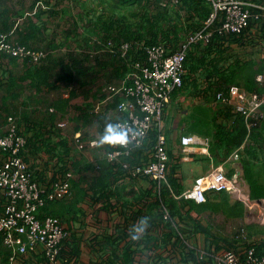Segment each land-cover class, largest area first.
Segmentation results:
<instances>
[{
  "label": "trees",
  "instance_id": "trees-1",
  "mask_svg": "<svg viewBox=\"0 0 264 264\" xmlns=\"http://www.w3.org/2000/svg\"><path fill=\"white\" fill-rule=\"evenodd\" d=\"M252 1L264 5V0ZM102 2L107 7L104 16L101 15V18H98L100 28L99 30L97 29V33L95 31L96 35L101 37L100 44H103L102 50H95L94 52L98 51L97 54L84 52L83 58L71 52L68 54V60L61 56L58 62L52 64L49 50L46 47H36V49L47 50L49 54L40 64L34 65V69H30L29 76L33 80L30 85L35 86L41 91L43 86L57 87L56 81L60 79L66 81L68 86H72L70 97H74L78 95V89L83 88L86 83L85 81L80 82L77 80L76 76L78 75L86 77L89 74L97 72L100 75H104L105 81L103 84L117 83L125 77L134 62L147 60L146 46L164 43L172 51L176 50L189 33L198 31L204 27L206 20L212 12L211 5L206 3L205 0H116L115 2L113 0H102ZM255 11L258 12L259 10L255 9ZM107 14H110V16ZM0 19V22L4 21L1 14ZM219 24L220 20H217L213 26L216 27ZM4 25V27H1L2 32L12 30L10 29L11 25L10 27L6 24ZM14 36L20 44L31 47V45L25 44L26 42L24 43L22 39L17 38L16 31ZM123 43L130 44L125 53L118 50ZM233 43L244 48L252 47L250 48L251 55L248 57L241 56L237 51L235 52V49L232 47ZM262 44H264V17L259 19L253 18L250 26L240 34L221 35L216 31L208 43H199L189 50L185 63L187 72L183 77V85L173 91L171 98L172 106L178 108V106L182 105V100L187 96H191L195 100L201 99L203 102L195 101L197 104L195 103V106H192L191 110L187 113L186 118L189 121L186 124H188L187 127L189 128L185 132L196 131L198 132L197 134L202 136H208L212 133L213 138L215 137V143L217 140L219 147L227 146L229 149L231 146V149L235 147L234 145L241 136L258 137L264 133V117L258 125L251 129L247 127L242 116V118L238 116L239 118L234 119L231 125L229 121L234 117L231 105H225L216 99L217 92H226L231 84L239 85L250 92H264V84H261L256 79L258 74L264 73V58H256L254 56L255 53L252 51L253 48ZM112 48L116 51L113 52ZM90 60H94L95 64H86L87 62L90 63ZM25 62L32 65L27 61ZM55 76L57 78L53 81L52 79ZM14 81L15 79L11 78L10 85L14 84ZM10 97L1 102L0 115L6 118L9 115H14L19 125L23 127V134L27 137L26 147L21 153L24 158L28 162H31L32 158L34 159L39 156L41 158L46 157L43 165L52 163L56 170L64 176L70 169L75 170V173L79 175L76 181L72 182L71 180L74 196L71 199L70 196H67L60 200L48 201L41 207L40 217L43 218L44 216L51 215L64 222L69 219L70 213L73 211L83 214L85 207L81 204V200L83 201L89 197L94 203L98 202V200L104 201V208L111 209V212L114 208L120 209L122 211L121 215L125 219L131 218L130 220H135L141 217L139 213H133V215L129 216L127 214L129 202L120 201L117 194L118 191H114L111 188L113 182L115 184L118 178L125 174L120 164H113L104 157L96 161V163L86 162L84 161L85 158L79 161H71L73 145L72 141L69 140V135L66 134V131L63 132L57 127V130L47 129L49 124L53 125L55 123L58 116L57 112H51L49 107L55 105L58 111L64 110L68 105L69 99L60 101L62 103L59 105V101H52L51 105H48L45 109V112L44 110L41 111L40 115L42 116L37 117L35 113L31 115L28 112H24L23 106L25 107L27 104L21 100L19 94L11 93ZM120 101L121 98L117 97L110 107L115 108ZM214 102H217L215 106L213 105ZM168 106L169 104L165 108L164 118L166 121L169 119L168 122L171 124L175 119V115H167L170 110ZM75 109L77 110V114L73 119L75 121V130H80L83 127L82 124L87 125L88 123L97 121L99 128L104 133L106 125L117 123L116 119L118 115L114 119V116H110L107 113H91L84 105H75ZM240 119L241 126L238 124ZM165 129L168 136L167 133L170 130L167 127ZM157 137L158 130L154 128L150 131L144 145L132 153L131 159H127L134 164L146 162L148 160L146 152L155 144ZM177 143H180V137ZM115 144L119 145V142L112 144L104 143V150H111ZM171 145L173 146V144ZM168 152L170 158L174 156L171 148H168ZM177 167L174 166L173 170H177ZM35 175L39 181L47 185L52 180L45 170L38 171L36 169ZM173 175L174 173L168 176V183L164 184L161 192L155 195L157 205L166 206V199H168V196H174L173 192L177 195L182 194L183 186L179 183L178 178ZM83 183L88 184L89 192L87 191L88 189L83 187ZM171 188L174 191H171ZM112 197L117 198L115 201H112ZM178 202L181 203V206L189 205L190 208H183L180 212ZM169 205L174 215L170 209V219L168 222L159 211L156 212L154 217V226L163 223L165 229H167L164 233L167 234L168 240L165 241L164 245L167 247L170 245V247L166 249L174 255L179 256V260L187 264H208L209 261H203L199 258L196 248L193 249L186 243L193 236L192 229L194 225H196V230L201 229L207 235H213L210 227L194 221L190 212L197 207L196 202L186 200L183 197H180L178 201L171 197ZM205 207H208V203L202 204V208ZM159 210H161L160 207ZM3 212L1 210L0 214ZM131 230L128 226L124 225L122 230L118 231L121 233V237H123L134 234ZM126 243L125 252L120 255V258L123 264H133L136 261V251L141 250L142 244L146 247L148 242L145 240L141 241L139 237L134 242L127 241ZM228 243L230 246H234V243ZM70 244L72 248L69 251L70 253L65 250L66 255L70 254L71 257L80 258L78 256L81 249L79 246L80 242H73L72 244L70 241H67L65 247L68 248ZM92 244H97V242L92 241ZM133 244H136V249H132ZM252 244H254V240L251 242L245 241L243 246L246 248ZM255 244H257L258 251L261 252L264 246V238ZM9 254V250L4 244V233H0V261L2 264L7 263ZM32 254H36L35 256L38 257L33 259ZM29 255L31 256V260L28 264H34V262L36 264H44L46 262V256L42 249H37V251L36 249L30 250ZM114 256L118 257H111L109 264L117 263L116 260L119 259L118 253H115ZM158 258L160 260L155 264H159L160 261L167 263V260L162 257ZM95 264H107V261H99L97 259Z\"/></svg>",
  "mask_w": 264,
  "mask_h": 264
},
{
  "label": "crops",
  "instance_id": "crops-1",
  "mask_svg": "<svg viewBox=\"0 0 264 264\" xmlns=\"http://www.w3.org/2000/svg\"><path fill=\"white\" fill-rule=\"evenodd\" d=\"M115 1L113 0V2ZM39 2L43 3L47 8L42 5L36 8ZM106 7L107 5L102 0H0V14L4 19L2 22L9 27L11 25L10 29L15 28L17 38L22 39L24 43L26 42L25 44H29L33 48L46 47L50 52L52 64L58 62L61 56L68 60V54L71 52L83 58L84 52L97 54L99 50H102L101 37L93 33L95 31L97 33V29L99 30V19L101 15L104 16ZM107 15L110 16V14ZM2 22H0V31L1 27L5 26ZM232 47L238 53L240 51H248V49L240 47L236 43H233ZM95 50L98 51L94 52ZM246 56L248 57L250 54ZM256 58L262 59L264 55ZM94 62V60H90V63L87 62L86 64H95ZM34 65L38 64L29 65L16 57L0 54V105L4 99L12 97H10L11 93H16L27 104V106H23L24 112H28L31 115L35 113L37 117L42 116L40 115L41 111L44 110L45 112V109L48 105H51L52 101H59V105L62 103L60 101L66 99H69L67 103L69 110L75 109L74 105H84L89 110L98 99L99 88L105 81L104 75H100L97 72L86 77H83V75L76 76L77 80L80 82L85 81L86 83L83 88L78 89V95L74 97H70L71 90L67 82L60 79L56 81L57 87L43 86L42 90L39 91L35 86L30 85L33 80L29 76V71L34 69ZM11 78L15 79V81L14 84L10 85ZM56 78L55 76L52 80L54 81ZM216 103L214 102L213 105L215 106ZM50 107H55V105ZM231 108L234 117L229 121V124L232 125L234 119L239 118L238 116L242 117L235 113L232 106ZM107 109L110 110L111 107L108 106ZM55 112L58 115L56 121L53 125L49 124L47 129L57 130V123L62 119L60 115L64 114V112L57 109ZM76 114L77 110L75 109V111H72L73 117L71 118L73 125L75 124L73 119ZM6 120V117L0 115V133H2V127ZM238 124L241 126V119ZM82 125L83 127L80 130L73 129L69 137L75 131L83 133L84 138L91 136L90 139L104 134L99 128L97 121ZM185 130H187V127ZM187 133L197 134L198 132H184L180 137ZM208 136L211 137L209 153L203 151L202 146L195 145L189 153L188 159H185L184 154L181 152L180 143H174L173 146L171 145L172 147L169 145L174 155L170 158L169 175L174 173L173 176L178 178L184 191L192 187L198 177L206 175L215 167L219 165L225 167L227 176L234 183V189L220 192L208 191V199L205 202L206 204L208 203V207L202 208V204L205 203H196L197 207L190 212L194 221L210 227L214 236L207 235L201 229L196 230V225L192 229V234L199 241V244L203 243L207 249L222 251L224 248L232 247L243 251L245 249L243 243L247 240L239 237L238 234L241 228H245L249 241L260 242L264 238V133L258 137L241 136L233 149H231L232 146L230 149L227 146L219 147L217 140L215 143L213 134L211 133ZM72 153H74V149H72ZM82 158H85L84 161L86 162H92L103 159V155L99 157L88 154L72 156L71 161H79ZM45 160L46 157L41 158L39 156L32 158L30 163L35 170H45L48 174L54 165L52 163L43 165ZM174 166H178L177 170H173ZM88 175L90 176V174ZM78 176L77 174V178ZM77 178L73 179L72 182L76 181ZM83 185L89 192L88 184L83 183ZM111 188L114 191H118L117 194L120 201L129 202L128 211L130 214L132 215L133 210H136L141 215V219L136 222L135 220H130L131 218L124 219L120 209L114 208L111 212V209L104 208L105 202L102 200H98L96 203L90 197L83 201L81 200V204L85 207L84 213L79 214L73 211L70 213L69 219L63 222L72 229L73 238L70 243L80 242L79 246L81 249L78 256L86 259L88 264H95L97 259L99 261H107V264H109V259L111 257L117 258L118 256H114V254L118 253L119 259L116 260L117 263L115 264H123L120 255L125 252L126 242L135 241L132 237L137 233L136 229L141 227V221L146 218L147 223L144 226V230L137 234L140 235L141 241L145 240L148 243L146 247L142 244L141 250L136 251V261L133 264H155L160 260L158 257L167 260V263L160 261L159 264H187L180 261L179 256L167 250L170 245L168 247L164 245L168 237L164 233L167 229H165L163 223L154 226L156 212L159 211L164 214V206L156 203V183L148 177L134 180L121 175L115 184L113 182ZM171 191L174 190L171 188ZM73 194L74 191L72 190L70 199L74 196ZM171 197L179 201L174 196H168V199H166V207L169 210V218L165 219L167 222L170 219V209L173 214V210L169 205ZM116 198L112 197L111 200L115 201ZM137 202L143 205L140 211H138ZM178 206L180 212L183 208H190L189 205L181 206L180 202H178ZM159 207L161 210H159ZM1 210H3V206L0 198ZM151 218L153 219L150 220ZM124 225L132 229L131 231L134 234L121 237L122 235L119 231L122 230ZM181 225L185 226L184 224ZM92 241H96L97 244L93 245ZM228 242L234 243V246H230ZM71 248L72 245L70 244L66 252L70 253ZM38 249L40 250L41 248L39 247ZM132 249H136V244H133ZM38 253L40 254V252ZM33 255V259L38 257ZM30 260L31 256L29 255L26 258V263L28 264ZM207 262L208 264H216L213 260H207ZM0 264H2L1 261ZM34 264L36 263L34 262Z\"/></svg>",
  "mask_w": 264,
  "mask_h": 264
},
{
  "label": "built area",
  "instance_id": "built-area-1",
  "mask_svg": "<svg viewBox=\"0 0 264 264\" xmlns=\"http://www.w3.org/2000/svg\"><path fill=\"white\" fill-rule=\"evenodd\" d=\"M205 1L211 5L212 12L202 29L189 33L173 51L164 43L146 46L147 60L134 62L125 77L117 83L103 84L99 89L98 99L89 108V111L95 114H104L107 111L114 118L118 115L116 124L126 131L125 142L113 145L111 150H103V157L113 164H120L125 171L124 176L129 179L148 177L154 181L156 193H160L164 184L168 183L170 167L169 143L164 121L165 108L171 102L173 91L183 85L189 50L199 43H208L216 31L221 35L240 34L250 26L253 18L264 17V5L252 0ZM40 5L47 8L41 2L36 8ZM217 20H220V24L215 27L213 25ZM15 30L13 28L9 32L0 31V54L13 56L30 64H40L49 52L20 44L15 39ZM129 46V43H123L118 50L125 53ZM112 49L113 52L116 51ZM256 79L264 84V73L258 74ZM69 89L71 90L72 86ZM117 97H120L121 101L115 110H108L107 107L114 103ZM216 99L231 105L235 113L244 118L249 129L258 125L264 117V92H250L239 85L231 84L226 92H217ZM50 111H56L55 107H50ZM68 125L67 118L57 123V127L63 132ZM2 128L0 198L4 212L0 214V233H4V244L10 253L7 264H27L29 251L39 247L46 256L44 264H88L86 259L66 255L65 243L73 238L69 226L51 215L40 217V209L48 201L60 200L72 194L71 180L77 178L75 170L70 169L64 176L53 167L48 173L52 179L49 185L39 181L35 175L36 170L21 154L26 147L27 137L23 134L17 118L14 115L7 116ZM154 128L158 130V137L152 149L146 152L148 160L135 164L129 161L127 158L131 159L132 153L144 145ZM83 137L80 131H75L69 137L74 152H83L86 155L89 148L97 149L104 145L99 137L89 140ZM210 142L209 136L183 134L180 137V150L185 159H188L195 145L202 146V150L209 153ZM233 189L234 183L227 176L225 167L219 165L206 175L198 177L192 187L184 190L182 194L173 195L177 199L183 197L202 204L207 202L208 191ZM137 204L138 211L142 210V203ZM163 208V217L168 219L169 210L166 206ZM133 213L138 212L133 210ZM127 214L131 215L129 211ZM140 219L141 217L136 218L135 222ZM239 235L249 241L245 228H241ZM193 237L186 243L191 248H196L199 258L203 261L213 260L216 264H264V246L259 252L256 242L243 251L232 247L215 251L197 246L198 244L193 243L196 240Z\"/></svg>",
  "mask_w": 264,
  "mask_h": 264
},
{
  "label": "rangeland",
  "instance_id": "rangeland-1",
  "mask_svg": "<svg viewBox=\"0 0 264 264\" xmlns=\"http://www.w3.org/2000/svg\"><path fill=\"white\" fill-rule=\"evenodd\" d=\"M94 35H96L95 33H93ZM250 48H252V47H248V48H246V49H248V51H240L239 52V54L241 55V56H246V55H248V54H250L251 55V50H250ZM254 53H255V57H259V56H261V55H264V44H262V45H259V46H257V47H255V48H253V50H252ZM68 95H69V92H68ZM67 95V96H68ZM68 98V97H67ZM195 101H198V102H203L201 99H199V100H195V98H193V97H191V96H187V97H185V99L184 100H182V105H180V106H178V108H174L173 106H172V102L169 104V106H168V108L170 109L169 110V112L167 113V115H169V116H171L172 114H174L175 116V119H174V121L171 123V124H169V119L166 121V120H164L165 121V127H167V129L168 130H170V132L169 133H167L168 134V136H167V138H168V142H169V145H170V147H171V144H176L177 143V141H178V138L180 137V135L182 134V133H184L185 131H187V130H185V128L187 127V125L188 124H186L188 121H189V119L188 118H186L187 116V113L191 110V108H192V106H195V103L197 104V102H195ZM194 104V105H193ZM75 106V105H74ZM73 106V107H74ZM172 108H174L173 110H172ZM113 110H115V108H113ZM176 110V112H174ZM63 112H64V114H62V115H60V118H67V119H69V125L67 126V128H66V134H68V135H71V131H73V129H74V126H75V124L73 125V122H71V118L73 117L72 116V111H75V109L73 108V110H69V108H65L64 110H62ZM183 111V112H182ZM105 113H107L108 115H110L107 111L106 112H104V114ZM113 114V113H112ZM114 115V114H113ZM181 123H183V125H181ZM170 128V129H169ZM187 128H189V127H187ZM172 130V131H171ZM91 138V136H87V137H85V139L86 140H89ZM100 139H101V136L99 137ZM152 147V146H151ZM150 147V148H151ZM149 148V149H150ZM104 150V146L102 147V145L99 147V148H97V149H95V148H89L87 151H86V155L88 154V155H91V156H94V157H99L100 155H103V153H102V151ZM72 155L74 156V157H76V156H78V155H85V153H83V152H74V153H72ZM148 156V155H147ZM239 235V234H238ZM239 236H241V235H239ZM194 238V237H193ZM195 239V238H194ZM193 243H195V244H198L197 246H200V247H202V248H205L204 247V245H203V243H200L199 244V241L198 240H194V242Z\"/></svg>",
  "mask_w": 264,
  "mask_h": 264
},
{
  "label": "clouds",
  "instance_id": "clouds-1",
  "mask_svg": "<svg viewBox=\"0 0 264 264\" xmlns=\"http://www.w3.org/2000/svg\"><path fill=\"white\" fill-rule=\"evenodd\" d=\"M125 129H121L117 124H109L105 126L104 134L101 136V143L112 144L115 142L124 143L126 140V136L124 135ZM147 220L146 218L141 221V227L137 228L136 231L142 232L144 230V226H146ZM134 240L139 239V235H133Z\"/></svg>",
  "mask_w": 264,
  "mask_h": 264
}]
</instances>
